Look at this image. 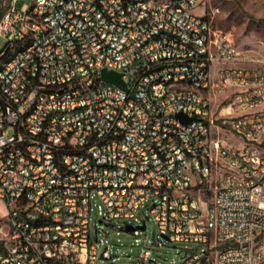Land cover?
Here are the masks:
<instances>
[{"label":"built area","instance_id":"built-area-1","mask_svg":"<svg viewBox=\"0 0 264 264\" xmlns=\"http://www.w3.org/2000/svg\"><path fill=\"white\" fill-rule=\"evenodd\" d=\"M18 2L0 0V264H264V55L197 0ZM148 215L194 244L180 261L112 253L102 225L140 236Z\"/></svg>","mask_w":264,"mask_h":264},{"label":"rangeland","instance_id":"rangeland-1","mask_svg":"<svg viewBox=\"0 0 264 264\" xmlns=\"http://www.w3.org/2000/svg\"><path fill=\"white\" fill-rule=\"evenodd\" d=\"M156 1V0H148ZM8 0H5V6ZM32 0H19L18 6L30 5ZM197 15H205L211 23L213 30L230 33L237 47L242 51H249L256 55H264V0H197L194 8ZM6 45L5 39L0 38V54ZM7 59V56L3 60ZM223 93L213 94L215 97L223 96ZM233 141L237 143L236 138ZM101 214L94 206L92 211V227H101L99 220ZM122 221L108 226L102 225V229L113 244L112 253L118 257V261L124 262L129 257H136L146 239L147 247L151 248L154 257L166 263L178 262L185 255L186 250L193 243L170 241L162 238L154 219L148 215L146 229L141 231L140 236L126 232ZM101 238L102 235H99ZM161 240L162 245L157 241ZM155 242V244H153Z\"/></svg>","mask_w":264,"mask_h":264},{"label":"water","instance_id":"water-1","mask_svg":"<svg viewBox=\"0 0 264 264\" xmlns=\"http://www.w3.org/2000/svg\"><path fill=\"white\" fill-rule=\"evenodd\" d=\"M101 78L106 83H111L114 85H120L124 89L126 88L125 83L122 81V75L119 73H116L113 71H107V70L103 69L101 71ZM177 117L185 123H188L192 120L191 118H187L183 113H178ZM133 229L134 228H132L131 226L126 227V231H128V232L132 231ZM142 229H144V227H142Z\"/></svg>","mask_w":264,"mask_h":264},{"label":"trees","instance_id":"trees-1","mask_svg":"<svg viewBox=\"0 0 264 264\" xmlns=\"http://www.w3.org/2000/svg\"><path fill=\"white\" fill-rule=\"evenodd\" d=\"M5 57H6V56L4 55V56L2 57V59L5 58Z\"/></svg>","mask_w":264,"mask_h":264}]
</instances>
